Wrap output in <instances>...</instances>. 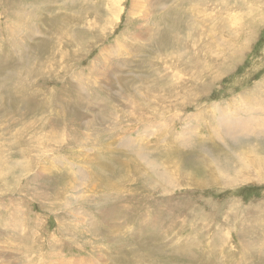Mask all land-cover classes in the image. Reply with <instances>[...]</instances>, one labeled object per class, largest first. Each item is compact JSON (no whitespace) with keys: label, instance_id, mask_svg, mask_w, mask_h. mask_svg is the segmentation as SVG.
Listing matches in <instances>:
<instances>
[{"label":"rangeland","instance_id":"rangeland-1","mask_svg":"<svg viewBox=\"0 0 264 264\" xmlns=\"http://www.w3.org/2000/svg\"><path fill=\"white\" fill-rule=\"evenodd\" d=\"M0 264H264V0H0Z\"/></svg>","mask_w":264,"mask_h":264},{"label":"bare ground","instance_id":"bare-ground-1","mask_svg":"<svg viewBox=\"0 0 264 264\" xmlns=\"http://www.w3.org/2000/svg\"><path fill=\"white\" fill-rule=\"evenodd\" d=\"M220 123H221V122H220ZM232 124H233V123L229 124V125H228V128H232V126H233ZM223 127H224V130H225L226 132H228V129H227L224 125H223Z\"/></svg>","mask_w":264,"mask_h":264}]
</instances>
